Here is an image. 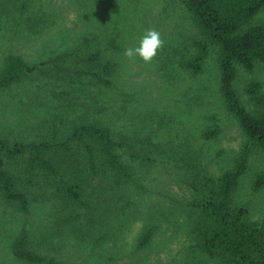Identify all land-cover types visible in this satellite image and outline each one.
Instances as JSON below:
<instances>
[{
    "label": "rangeland",
    "instance_id": "1",
    "mask_svg": "<svg viewBox=\"0 0 264 264\" xmlns=\"http://www.w3.org/2000/svg\"><path fill=\"white\" fill-rule=\"evenodd\" d=\"M261 23L264 8L250 24ZM150 28L159 31L164 47L150 63L129 60L125 50L138 46ZM198 37L181 0H0V74L8 55L37 66L0 89L1 139L54 140L77 119L143 133L139 158L128 148L123 156L133 180L112 189L83 182L85 205L60 202L38 173H27L25 156L4 157L30 203L23 213L0 195V264H30L12 252L21 228L30 249L64 264H222L196 244L202 218L197 205L206 183L234 168L243 155L246 170L231 204L245 209L246 221L264 228V186L253 187L264 172V152L249 141L219 93L217 47H209L197 75L179 65L195 53L191 41ZM91 51L116 66L111 88L97 92L77 82V69L91 68ZM235 68L234 90L242 105L250 112L260 109L245 88L259 81L264 96V63ZM108 97L119 104L107 106ZM212 128L216 134L205 137ZM60 175L72 176L70 162ZM147 229L151 236L139 247Z\"/></svg>",
    "mask_w": 264,
    "mask_h": 264
},
{
    "label": "trees",
    "instance_id": "2",
    "mask_svg": "<svg viewBox=\"0 0 264 264\" xmlns=\"http://www.w3.org/2000/svg\"><path fill=\"white\" fill-rule=\"evenodd\" d=\"M181 1L192 16L200 38L192 39L195 53L181 59L179 65L184 71L197 75L209 47H217L219 93L249 141L264 152L262 85L259 81H252L245 88L251 102L262 106L254 112L242 105L234 90L235 64L252 70L256 63H264V23L250 24L264 8V0ZM90 53L88 62L91 68L77 69V82L84 88L95 86L97 92L111 88L116 66L102 60L99 52ZM68 55L65 54L64 58ZM56 60L53 59V62ZM36 68L29 67L18 56H6L0 74V89L18 82L27 72H33ZM106 103L107 106L115 107L119 101L108 97ZM98 106L102 107L104 103L101 106L98 103ZM215 134V128L204 132L207 138ZM142 135V131H114L102 121L77 119L71 122L63 136L54 140L8 144L0 138V195L19 211L29 212L28 196L16 188L13 174L4 165V157L12 159L25 156L27 173H38L40 180L51 187L60 202L85 205L83 182L97 181L101 187L112 189L133 180L135 173L123 156L128 148L133 158H139ZM133 142L134 145L130 147ZM68 162L72 164V176L66 179L60 173ZM246 165L247 156L243 155L234 168L223 173L215 182L206 183L207 192L197 205L202 218L201 223L196 225V244L209 256L221 258L222 264H264V228L246 221L245 209L231 204L232 193ZM263 186L264 172H261L255 176L253 187L260 189ZM150 236L151 231L147 229L139 240V247L145 246ZM12 252L18 259L30 264H64L30 249L25 228H21L13 241Z\"/></svg>",
    "mask_w": 264,
    "mask_h": 264
},
{
    "label": "clouds",
    "instance_id": "3",
    "mask_svg": "<svg viewBox=\"0 0 264 264\" xmlns=\"http://www.w3.org/2000/svg\"><path fill=\"white\" fill-rule=\"evenodd\" d=\"M164 47V40L159 31L154 28L146 29L139 40L138 46L125 50L124 55L129 60L139 58L145 63L152 62Z\"/></svg>",
    "mask_w": 264,
    "mask_h": 264
}]
</instances>
